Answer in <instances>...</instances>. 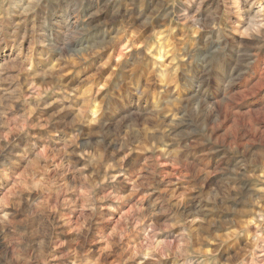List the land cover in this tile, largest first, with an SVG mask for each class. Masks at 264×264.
I'll return each mask as SVG.
<instances>
[{
    "label": "rangeland",
    "instance_id": "obj_1",
    "mask_svg": "<svg viewBox=\"0 0 264 264\" xmlns=\"http://www.w3.org/2000/svg\"><path fill=\"white\" fill-rule=\"evenodd\" d=\"M230 1L0 0V264H264V0Z\"/></svg>",
    "mask_w": 264,
    "mask_h": 264
},
{
    "label": "bare ground",
    "instance_id": "obj_2",
    "mask_svg": "<svg viewBox=\"0 0 264 264\" xmlns=\"http://www.w3.org/2000/svg\"><path fill=\"white\" fill-rule=\"evenodd\" d=\"M230 7H228V23L233 26V28H238L240 26V20L245 10L240 0H231ZM255 0H249L250 8L254 6ZM234 30V29H233Z\"/></svg>",
    "mask_w": 264,
    "mask_h": 264
}]
</instances>
